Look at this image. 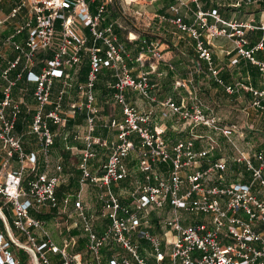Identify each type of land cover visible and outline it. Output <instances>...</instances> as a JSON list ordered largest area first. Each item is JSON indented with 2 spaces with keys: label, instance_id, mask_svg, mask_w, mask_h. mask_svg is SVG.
<instances>
[{
  "label": "built area",
  "instance_id": "1",
  "mask_svg": "<svg viewBox=\"0 0 264 264\" xmlns=\"http://www.w3.org/2000/svg\"><path fill=\"white\" fill-rule=\"evenodd\" d=\"M6 1L0 0V32L11 29L0 38V60L4 62L0 69V264H21L11 251V247L19 245L12 229L29 243L26 249L30 264H38L37 260L53 264L46 253L58 256L56 264H82L79 252H67L68 247L75 246L76 236L67 235L57 245L44 222L30 215V211L46 207L55 216H68L67 205L72 207L77 218L75 226L84 238L86 264H162L165 259L167 264H264V153L250 154L237 146L235 138H242L239 127L221 124L198 106L175 105L171 98L157 101L150 94L142 60L149 56L159 61L160 50L149 43L132 57L114 34L115 29H126L122 21L100 27L105 7L113 0H100L94 13L90 6L95 0H17L4 13L2 5ZM234 1L239 6L253 0ZM170 11L175 14L177 8L170 7ZM133 15L135 20L138 14ZM207 17L212 23H207ZM168 21L193 41L196 59L207 65L213 78L216 72L207 40L224 37L233 42L236 53L256 64L261 72L262 88L250 91L252 106L264 109V61L256 62L253 57L264 50V36L256 46L246 49V30L253 27L222 22L215 10L197 12L191 26H185L179 18ZM258 29L264 32V20ZM135 38L131 32L125 35L127 42ZM7 49L13 54L11 60L2 54ZM83 56L87 58V72L82 82L74 83ZM35 67L39 68L36 73L32 71ZM103 68L112 71L111 100L118 108L117 115L106 118L99 117L101 110L95 104L93 91ZM23 78L34 85L28 128L42 152L45 167L41 172L36 171L35 155L25 154L20 139L13 135L20 110L12 92ZM55 81L60 89L50 100ZM72 88L81 102L68 104L64 112L63 98ZM224 92L233 93L234 88L226 86ZM129 93L165 109L187 127L208 129L213 136L193 137L202 141L200 149L195 148L193 139L166 144L149 129V113L139 111L126 99ZM76 110H84L86 129L80 138L83 148L77 163L80 188L75 194L57 197L60 167L56 166V174L51 176L46 171L54 136L50 126L63 127L67 113ZM97 121L101 128L115 132L114 141L92 136ZM216 137L231 146L236 155L229 160L220 156ZM95 146L107 153L98 176L88 169L95 158ZM14 156L18 167L11 170ZM231 166L243 168L250 181L224 182ZM131 168L140 178H132ZM27 170L32 177L23 185ZM123 180L129 187L121 194L107 189ZM86 184L95 188V212L91 214L85 213L81 200ZM95 218L100 221L99 229L94 226ZM152 227H157L158 233L152 232ZM35 231L42 240H37Z\"/></svg>",
  "mask_w": 264,
  "mask_h": 264
},
{
  "label": "crops",
  "instance_id": "2",
  "mask_svg": "<svg viewBox=\"0 0 264 264\" xmlns=\"http://www.w3.org/2000/svg\"><path fill=\"white\" fill-rule=\"evenodd\" d=\"M15 1H17V0L6 1V3H4L2 5V11L4 13H7L11 4L14 3ZM99 2H100V0H95L94 3L91 4V6H90L91 13H94L95 7L99 4ZM252 3H254V4H252ZM115 4H116V6H115ZM170 7L177 8V11L175 14L170 11ZM212 10H215L219 19L222 22H237V23L250 25L253 27L252 30H246V39L248 41L246 49H251L254 46H256V44L264 36V32H262L260 29H258L259 26L261 25V22L264 20V0H253L250 4H243L242 3L239 6H235L234 0H224V1H219V0H114V1H112L111 4L106 5L105 12L103 14L104 21L100 24V27H103L108 22H112L114 20H119L116 17L117 14H120V16L123 18H125V17L134 18L133 14L136 13V14H138V16L135 17V20H137L145 28H149L150 31H154V32L158 31L159 34L160 33H171L172 31H175V32L177 31V33H172V34H174V36H176V39L175 40L173 39L169 48H166V50L162 54L163 60L159 64V66H160V68L165 69L164 76L167 77L166 80L169 81L173 77L178 78L179 81H174V86L177 88L182 87L179 90L182 93V97H179V96L176 97L174 92H171V90H173V88H175V87L172 88V86L170 85L169 93L167 95H165L161 101L165 100L166 98H171L175 105H179V104L188 105L189 104L188 100L195 99V93L193 91V86L190 84L189 80L193 81L195 84H198V83H200L199 81L203 80L205 83V85L203 86V89H204L203 92L205 95H207L209 97V100H213L214 103H215V100L217 103H219L221 98H229L233 102H240L241 101L242 103H250V105L253 109H255L257 112H260L261 115L262 114L264 115V109L259 110V109H256L252 106L253 95H252L250 90H260L262 88V85H263V77H262L261 73L258 72L256 64L252 63L248 59L240 57L234 49L233 42H231L227 38L215 37V38H212L210 40H207V47H208L209 53H210L212 68L216 72V76L213 78L211 76L210 72L207 70V65L204 62L198 61L196 59V55H195L194 50H193V41L187 36L186 33L179 31L176 28V26L172 25L168 21V20H172L174 18H179L185 26H191V25H193V22L195 20V14L197 12L209 13ZM112 15H115V16L112 17ZM159 17L164 18V20H160ZM206 21L208 24L212 23V19L209 17L206 18ZM218 26H219V24H218ZM10 31H11V29L9 27L7 29H4V31H1L0 32V38L8 35L10 33ZM115 36L117 37L119 42H121L124 45V43L119 39V37L116 34H115ZM123 39L125 40V36H123ZM159 46L166 47L164 44H160ZM161 49H164V48H161ZM2 54L6 60H11L13 57V54H12L11 50H9V49L3 50ZM130 55L132 57H135L131 53H130ZM253 57H254L256 62H263L264 61V50L255 52ZM82 60H84L87 63L86 56H83ZM0 63H2V66L4 67V62H2L0 60ZM3 67H1V68H3ZM38 69H39L38 67L34 68V70L36 72H38ZM185 69H187V71ZM199 69H201V70H199ZM76 71H77V69H76ZM98 75H100V76L105 75L108 78L106 86L110 90L109 96L111 99L112 90L110 89V85L113 83L112 71L109 69L103 68L99 71ZM74 77H75V74H74ZM84 78H85V76L83 77L82 80H80V79L77 80L75 77L74 83L82 82L84 80ZM217 80L220 83H217ZM98 82H100V81L98 80ZM206 82H207V85H206ZM19 83L25 84L28 87L34 86V85H32V83L25 82L24 78ZM0 84L2 85L1 81H0ZM100 84H101V82H100ZM54 85L56 87H59V89H60V85L58 84V82L55 81ZM226 86L233 87L234 92L230 93V94L225 93L224 87H226ZM151 89H152V85H151ZM70 91H72V93H74V96H76V92L74 91L73 88L70 89L69 92ZM150 94L154 97L153 90H150ZM99 95L100 94H98L97 91L94 93V96H96V98H98ZM130 97L132 98V101H133L132 105H134L135 108L141 110V112L149 113L150 121H149L148 127L152 132L160 135L163 138V140L166 142V144H168V145L175 144L178 141V140H168V137L166 135V130H167L166 125L167 124L165 122V118L170 117L172 119H175V118H177L176 116L172 115L171 113H168L165 109L160 108L155 104H150L146 100L141 99L134 94H132ZM12 98L14 101L19 100V99L15 98V94L13 92H12ZM66 99H68V95L63 98L62 108L65 107L64 101ZM78 99H80V98L78 97ZM126 99L128 100V94L126 96ZM50 100H54V99L50 98ZM75 102L79 103V102H81V100L75 101ZM142 102H143V105H141ZM28 103L34 104V100L32 98V92L31 91L25 97V103H23L20 100V102H19L20 112H19V115L17 116L16 121H15V124H16V122L21 119V123H23V125H22L23 132L21 134H16L14 132V129H13V135L20 139L21 147H22V150L25 154L33 153L35 155L36 167L39 166L38 172H41L45 167V163H44L42 152H41V149H40V146H39V143H38L36 137L29 133L28 127L30 124L32 107L28 108L26 105ZM106 105H107V103H106ZM107 107L106 108L105 107H100V108L98 107L101 110V112L99 114L101 116V118H106L107 116H109V115L111 116L112 114L113 115L118 114V108L116 106H115L116 107L115 109H109L108 112H106L105 110L108 109ZM66 111H64V112H66ZM201 111L205 115L213 116V115H211V113L207 112L206 110L201 109ZM163 113L166 114L165 117H162ZM26 114H29V117L26 121H24L22 116H24ZM80 115L83 116L82 119L76 120L77 117ZM68 120H76L73 122L72 126H70V128H69L71 131H73V129L76 130L79 128L86 130L85 129V112H84V110H76L73 114L67 113V115L65 116L64 126L59 127V128H64L66 125V122ZM177 120H178V118H177ZM166 121H169V120L167 119ZM223 125H236V126H238L237 124H234V123L223 124ZM14 127H15V125H14ZM52 128H53V130H51ZM59 128L54 127V126H50V130L52 131L53 135H54V132L56 130H58ZM239 129L242 133V138H243L244 132H243L241 127H239ZM203 130H205V131H203L204 132L203 135L213 136L211 131H209L208 129H206V128L204 129V127H203ZM98 131L104 132V137L97 136L96 132H98ZM113 135L115 136L114 131L101 128L99 126L98 121L96 122L95 129L92 132V136L94 138H98L100 140L110 142V141L115 140V137L113 138ZM75 137L76 136H72V139L76 140ZM29 138L35 140L36 144L39 146V149L37 151H35L33 149H28L26 141H28ZM76 138H78V137H76ZM242 138H235V140L237 142L238 139H242ZM219 139L223 141L222 138L216 137L217 142L219 141ZM53 140H54V136H53ZM77 140L80 141V144H75L76 147H79V149L77 150L78 159H79L80 151L83 148V144H82V141L80 138H78ZM194 144H195L196 149L202 148V145H203L202 141H195ZM23 145H25V147H23ZM75 145H74V142H72L71 140L65 141L63 139V143L61 144V146L64 148V150H62L63 152L61 155L64 156L65 153H69V150L71 149V147H74ZM52 146H53V144H52ZM52 146L49 148V151L52 148ZM53 148H55V147H53ZM93 149H94V151L96 150L95 151V158L91 162H89V166H88L89 168L88 169L92 175L98 176L99 171H100V167H101L102 163L105 161L107 153H106L105 149L99 148L97 146H95ZM257 152H262V151H257ZM101 157H104V158L101 160ZM56 166L60 167V165H55L54 168H51V171H48L49 159L47 158L46 171H47L48 175L51 176V175L56 174V172H55ZM17 167H18V165L16 162V157L14 156L11 159L10 168H11V170H16ZM130 171H131L130 173H131L132 178H140V175L136 172V170L131 168ZM59 175H60L61 181H60V184L58 185V187L60 185H63L68 190V188L71 187V185H69V179L72 180L73 186L76 187L75 192H70L67 194H75L79 190V188H80L79 184H78L79 171L77 169V165H76L74 177H72V174H70L66 180L63 179V178H65V176L62 173L61 167H60ZM230 181L248 182V181H250L249 174H247L243 168H239L238 166H231V167H229L228 171L224 175V182H230ZM128 187H129V184L127 183V181L123 180V181H119L118 183H115V184H110L107 187V189L109 191H111L113 194L119 195V194H121L122 191H124L125 189H128ZM86 191H90V193H92L91 204H88V199H90V197L86 196V194H85ZM80 194H81L82 203L84 205L85 213H87V214L94 213L95 212L94 206L96 204L95 203V197H94L95 196V188L89 184H86L83 186ZM63 195H65V192H63L59 197H61ZM67 206H70V205H67ZM31 212L32 211H30V213ZM51 212L53 213L52 210H51ZM69 214L70 215H68L66 217H69V216L76 217L74 215V213L72 212L71 206H70ZM36 219L42 220L44 222L45 228L47 225V220H51V218H49V217L47 219L43 218V217L42 218H36ZM76 222H77V218H76V220L74 219L71 222H69L68 225L64 226V228L67 231L66 236L67 235H74L77 237V242H76L74 250H76L75 252L80 253L82 250L84 251V249H83L84 238L78 237V233H80V231L78 229V225L75 226ZM94 226L97 229H99V227H100V221L97 218H95V220H94ZM71 230H74L76 233L71 234ZM151 231L154 233H158L155 227H152ZM12 233H13L15 238H17L19 235V233L14 229H12ZM34 234H35L37 240L43 239V237L37 231H35ZM50 239L55 244L60 245L62 238H60V240H55V239L53 240L52 238H50ZM17 240H18V238H17ZM80 242L82 243V246H81V248L78 249L77 246ZM11 251L13 252V256H14V247H11ZM75 252H73V253H75ZM47 254H51V253H46V256H47ZM51 255L53 257H56L55 258L56 260L51 261L47 257L49 259V261L53 264L58 263V261H59L58 256L54 255V254H51ZM25 258H27L26 254L24 255V260H25ZM17 260H18V258H17ZM147 260L152 261V259L149 257H147ZM86 261H87V258H86V260L83 261V263L86 264ZM24 263H22V264H24ZM162 264H167L166 259L163 261Z\"/></svg>",
  "mask_w": 264,
  "mask_h": 264
},
{
  "label": "rangeland",
  "instance_id": "3",
  "mask_svg": "<svg viewBox=\"0 0 264 264\" xmlns=\"http://www.w3.org/2000/svg\"><path fill=\"white\" fill-rule=\"evenodd\" d=\"M116 17L117 19L122 20L123 24L126 27L127 32L145 35L146 37L150 39V42L152 43V45L155 46L157 50H160L161 59L159 61H155L151 59L149 56H146L143 58L142 64H143V71L148 72L149 83L152 85L151 90H153V95L155 99H157L158 101H161L164 98V96L169 93L170 85L173 88L175 87L174 81H179L178 78L176 77H173L169 81L166 80L167 77L164 76L165 69L160 68L159 66V64L163 60L162 54L164 53L166 48H169L173 39L174 40L176 39V36H174V34L172 33H177V31L176 32L172 31L171 33H160L159 34L158 31L154 32V31H150L149 28H145L137 20H134L133 18H129V17L123 18L120 16V14H117ZM121 35L124 36L126 35V33L125 34L123 33ZM160 44H164L166 47H161L159 46ZM161 48H164V49H161ZM1 67H3L2 63H0V69ZM185 70L187 71V69ZM99 81L101 82V84L100 82H97L98 87H96V89L94 90V93L97 91V93L100 95L98 98H96L95 96V103L99 108L100 107L106 108L108 106L107 107L108 109L105 110L106 112H108L109 109L116 108L115 105L112 104V100L110 99V96H109L110 90L106 86L108 78L105 75H102ZM189 82L193 86V91L195 93V99L188 100L189 104L184 105L186 108L198 106L200 109L206 110L207 112L211 113V115L218 118L219 122H221L222 124H231V123L237 124L239 127L242 128L244 132L243 138L237 140L236 142L237 146L241 150L249 152L250 154L257 152V151H262L264 153V115L263 114L261 115L260 112H257L255 109H253L250 103H242L240 100H239L240 102H233L229 98H221L219 103H217L216 100L214 103L213 100H209V97L205 95L203 92L204 90L203 86L205 85L203 80L199 81L200 83L198 84H195L191 80H189ZM206 85H207V82H206ZM0 87H1V84H0ZM180 88L182 87H179V88L175 87L173 88V90H171V92H174L176 97L178 96L182 97V93L181 91H179ZM56 89L57 87L53 83V89H52L53 91H52L51 98H53ZM13 93L15 94V98L19 99L18 100L19 102L21 100L23 103H25V97L30 93V88L26 86L25 84L17 83L15 89L13 90ZM131 95L132 94L130 93L128 94V101L132 104L133 101H132V98L130 97ZM80 100L81 99H78V97L74 96V93L70 91L68 93V99L64 101L65 107H63V111L67 110L68 104L75 102V101H80ZM26 105L28 108H31V107L33 108L34 106V104L32 103H28ZM141 105H143V102L141 103ZM166 118H165V122L167 124L166 125L167 127L166 135L168 137V140H184L185 138L189 136V134L196 135V134L203 133V130H201V128L187 127L186 125H183L180 122V120H177V118L172 119L168 117L167 119L169 121H166L167 120ZM84 135H85V130L80 129V128L76 130L73 129V131L65 130V129L63 130L62 128H59L58 130H56L54 132V139L57 140V143L59 144V146L55 148L52 147L50 151L48 152V159H49L48 171H51V168H54L55 165H60L62 169V173L65 176V178L63 179L66 180L70 174H72V177H74L76 165L78 162L77 150L79 149V147H76L75 144H80V141L77 139L73 140L72 136L81 138ZM96 135L100 137H104V132L98 131L96 132ZM114 137L115 136L113 135V138ZM63 139L65 141L71 140L72 142H74V145H75L74 146L75 148L71 147V149L69 150L67 159H65L64 156L61 155L63 152L62 150H64V148L61 146V144L63 143ZM26 142H27L28 149H33L35 151L39 149V146L36 144L35 140L29 138V140ZM23 147H25V145H23ZM218 147H219V155L223 156L227 160H229L230 157H234L236 155L234 149L231 148V146L224 143V141L220 139L218 141ZM103 158L104 157H101V160ZM27 175H29L28 170L24 172L23 185H25L27 181V178H26ZM75 190H76V187L73 186L72 184L71 187L68 188V190L66 189L63 192L67 194L70 192H75ZM85 194L87 197H90V199H88V204H91L92 193H90V191H86ZM69 211H70V206H67L65 208V212L68 213V215H70ZM32 213L45 215L46 219L48 217L51 218V220H47L46 230L50 238H52L53 240L54 239L60 240V238L65 237L67 234V231L65 230L64 226L68 225V223L71 222L72 220L74 219L76 220V217H73V216L66 217V215L64 214H59L55 216V214H53L51 210H48L46 207L36 208L35 211L32 210ZM190 216L194 218L193 215H190ZM18 236H19L18 242L20 246L19 245L14 246V258L15 259L18 258L17 257L18 255L16 253L17 249L18 248L22 249L25 252V254H27L26 255L27 258H25L24 264H30L31 259L26 249L29 246V243L28 242L26 243V238L24 235L19 234ZM78 237H81L80 233H78ZM74 249H75V246L68 247L67 252L72 254L73 252L76 251ZM83 253L84 251L82 250L80 252L82 264H84L83 261L86 260V255L85 253L84 254ZM47 257L51 261L56 260L55 259L56 257H53L51 254H47ZM37 263L40 264L38 260H37Z\"/></svg>",
  "mask_w": 264,
  "mask_h": 264
},
{
  "label": "trees",
  "instance_id": "4",
  "mask_svg": "<svg viewBox=\"0 0 264 264\" xmlns=\"http://www.w3.org/2000/svg\"><path fill=\"white\" fill-rule=\"evenodd\" d=\"M113 16H115V15H112V17ZM120 20V19H119ZM120 21H122V20H120ZM125 26V25H124ZM126 28V27H125ZM114 33L119 37V39L124 43V46H125V48H126V50L127 51H129L133 56H136L139 52H141V51H143V49H144V47L147 45V44H149L150 43V39L148 38V37H146L145 35H140V34H137V33H134L135 35H136V38H135V40L134 41H131V42H127L126 40H124L123 39V36L121 35V34H125V33H127V30L125 29L123 32H121V31H119L118 29H115L114 30ZM125 36V35H124ZM48 57V56H47ZM257 67V70H258V72L259 73H261L260 71H259V68H258V66H256ZM199 70H201V69H199ZM35 70L33 69V72H34ZM36 72V71H35ZM86 72H87V63L84 61V60H81V62H80V64L78 65V67H77V71H76V73H75V77H76V79L77 80H82L83 79V77L85 76V74H86ZM99 79H101V76L100 75H98L97 76V79H96V82H95V85H94V88H93V91L96 89V87H98V84H97V82H98V80ZM33 85V84H32ZM29 88H30V91L32 92L33 91V89H34V86L33 87H30L29 86ZM53 89V85H52V87H51V91H50V98L52 97V90ZM58 90H59V87H57V89L55 90V93H54V96H53V99L55 98V96H56V93L58 92ZM28 117H29V114H26V115H24V116H22V118L24 119V121H26L27 119H28ZM82 115H80V116H78L77 117V119L76 120H81L82 119ZM76 120H68L67 122H66V125H65V127L64 128H62L63 130L65 129V130H70L69 128H70V126H72V124H73V122L74 121H76ZM22 125H23V123H21V119L19 120V121H17L16 122V124H15V127H14V132L16 133V134H21L22 132H23V128H22ZM197 128V127H196ZM199 128H201V130H203V127H199ZM205 129V128H204ZM51 130H53V128L51 129ZM203 131H205V130H203ZM204 133V132H203ZM203 133L201 134H196V135H190L189 134V136L187 137V138H185L184 140H178L177 142H180V141H185V140H190V139H193V137H202V138H204L205 137V135H203ZM69 139V138H68ZM193 141L195 142V141H198V139H193ZM59 146V144L57 143V140L56 139H54L53 140V146L52 147H58ZM96 151V150H95ZM64 158L65 159H67L68 158V153H65V155H64ZM36 171H39L38 170V166L36 167ZM32 177V173L31 174H29V175H27L26 176V178L28 179V178H31ZM24 183V179H23V181H22V184ZM73 183H72V180H70L69 179V185H72ZM66 190V187H63L62 185H60L59 187H57L56 188V190H55V192H56V195L59 197L62 193H63V191H65ZM32 216H34L35 218H45L46 216L45 215H42V214H34V213H30ZM76 232L74 231V230H71V234H75ZM18 239H19V236L17 237ZM81 246H82V243L80 242L79 244H78V249L79 248H81ZM16 253H17V257H18V262L19 263H24V255H25V252L22 250V249H17V251H16Z\"/></svg>",
  "mask_w": 264,
  "mask_h": 264
}]
</instances>
